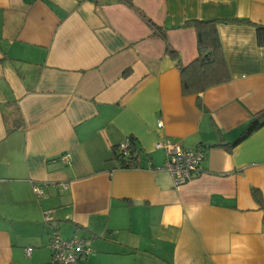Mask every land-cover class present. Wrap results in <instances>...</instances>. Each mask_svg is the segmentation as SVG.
I'll return each mask as SVG.
<instances>
[{
    "label": "crops",
    "instance_id": "1",
    "mask_svg": "<svg viewBox=\"0 0 264 264\" xmlns=\"http://www.w3.org/2000/svg\"><path fill=\"white\" fill-rule=\"evenodd\" d=\"M132 1L165 40L122 0H0V264L46 263L54 233L74 264H264V124L233 143L264 111V0ZM191 19L250 23L216 25L229 78L186 95L165 48L196 58ZM165 139L202 171L175 185Z\"/></svg>",
    "mask_w": 264,
    "mask_h": 264
},
{
    "label": "trees",
    "instance_id": "2",
    "mask_svg": "<svg viewBox=\"0 0 264 264\" xmlns=\"http://www.w3.org/2000/svg\"><path fill=\"white\" fill-rule=\"evenodd\" d=\"M122 1L144 19V21L154 29L155 33L159 34L164 40L166 39L164 29L155 26L141 10L133 4L132 0ZM219 22L250 23L247 19H191L185 21L180 27H191L194 29L197 49L196 58L187 65H183L180 62L177 52L166 43V52L172 58L176 59V66L180 73V86L183 94H198L228 80V67L216 31V25ZM261 28L264 27L258 25V29ZM262 124H264V111H260L258 114L254 115L240 137L233 143L251 133ZM127 141L128 147L126 152L120 151L117 147L118 145L114 147L115 159L118 161L120 168L138 167V154L140 150L132 139H127Z\"/></svg>",
    "mask_w": 264,
    "mask_h": 264
},
{
    "label": "built area",
    "instance_id": "3",
    "mask_svg": "<svg viewBox=\"0 0 264 264\" xmlns=\"http://www.w3.org/2000/svg\"><path fill=\"white\" fill-rule=\"evenodd\" d=\"M120 151L126 152L128 141H122L118 144ZM155 148L165 149V158L162 168L166 170L173 179L175 185L183 183L192 177L198 175L202 171V160L204 152L202 148H185L181 147L170 139L157 141ZM63 162L69 161L66 154L61 156ZM66 185L63 184V188ZM33 191L37 196L43 194V190L34 185ZM50 217L46 216L45 220ZM50 256L44 264H74L76 260L83 254L87 253L88 248L85 246L84 240L73 236L70 238H62L59 234L54 233L49 241ZM31 248H26V254H29Z\"/></svg>",
    "mask_w": 264,
    "mask_h": 264
}]
</instances>
